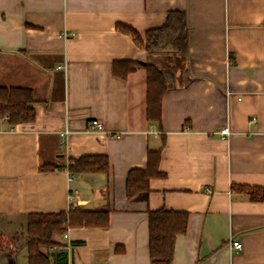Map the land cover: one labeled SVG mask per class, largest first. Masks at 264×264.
Returning a JSON list of instances; mask_svg holds the SVG:
<instances>
[{
  "label": "crops",
  "instance_id": "1",
  "mask_svg": "<svg viewBox=\"0 0 264 264\" xmlns=\"http://www.w3.org/2000/svg\"><path fill=\"white\" fill-rule=\"evenodd\" d=\"M172 10L186 16L185 56L148 54L116 30L143 36ZM118 61L161 71L160 123L146 119L145 70L120 79ZM0 87L30 89L35 112L0 121V264H27L29 214L71 208L107 209L109 224L56 237L51 264H150L147 212L160 209L188 213L170 264H264V202L231 189L264 188V0H0ZM149 152L162 176L127 198ZM94 155L108 173L69 172Z\"/></svg>",
  "mask_w": 264,
  "mask_h": 264
},
{
  "label": "trees",
  "instance_id": "2",
  "mask_svg": "<svg viewBox=\"0 0 264 264\" xmlns=\"http://www.w3.org/2000/svg\"><path fill=\"white\" fill-rule=\"evenodd\" d=\"M116 30L130 36L134 43L146 53H170L185 56L188 50L187 25L184 12L169 11L165 22L159 28L148 30L143 36L133 28L116 24ZM143 68L146 78V119L160 123L162 99L167 86L161 71L150 64L142 65L136 61H118L113 63V74L125 79L128 74ZM32 91L21 87H0V121L10 125L31 124L35 120L32 107ZM159 154L149 152L145 170L133 169L127 174L125 189L127 198L141 192H148L149 181L161 177L159 172ZM71 174L108 173L109 161L105 156H84L68 166ZM233 191L248 194L251 201L264 202V188L235 187ZM148 251L150 264H170L176 236L187 229L188 213L173 212L164 209L148 211ZM109 224V210L83 211L71 208L66 213H31L26 221L27 264H51L43 249H51L59 244L55 238L68 229L106 228Z\"/></svg>",
  "mask_w": 264,
  "mask_h": 264
},
{
  "label": "built area",
  "instance_id": "3",
  "mask_svg": "<svg viewBox=\"0 0 264 264\" xmlns=\"http://www.w3.org/2000/svg\"><path fill=\"white\" fill-rule=\"evenodd\" d=\"M230 94H231V92L227 88L226 89V96L228 97ZM87 129H88V132H91V133H101V132H103V126L97 120H91L89 122V126H88ZM218 133L221 136H228L230 134V131H229V128L227 126H225V127L221 128ZM65 134H67V131L61 133L60 135L63 136ZM73 178H74L73 175L69 176V180L70 181H72ZM231 247L233 248L235 253H238L241 250V248H242V244L240 242H238V241H233V242H231Z\"/></svg>",
  "mask_w": 264,
  "mask_h": 264
}]
</instances>
